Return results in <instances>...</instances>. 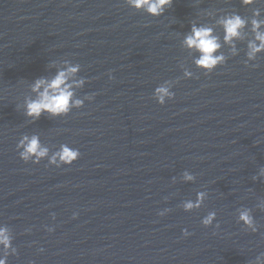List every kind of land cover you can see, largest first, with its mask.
<instances>
[{
  "label": "water",
  "instance_id": "1",
  "mask_svg": "<svg viewBox=\"0 0 264 264\" xmlns=\"http://www.w3.org/2000/svg\"><path fill=\"white\" fill-rule=\"evenodd\" d=\"M255 7L264 11L173 0L155 17L127 0H0V227L19 253L8 264H264V53L244 63ZM232 12L249 21L236 55L217 23ZM193 23L221 38L227 62L212 73L184 46ZM68 64L80 66L74 98L84 107L33 122L31 86ZM166 82L175 99L160 105L154 90ZM25 134L81 156L26 163L16 147ZM199 191L203 207L184 211ZM246 209L257 232L239 220Z\"/></svg>",
  "mask_w": 264,
  "mask_h": 264
},
{
  "label": "clouds",
  "instance_id": "2",
  "mask_svg": "<svg viewBox=\"0 0 264 264\" xmlns=\"http://www.w3.org/2000/svg\"><path fill=\"white\" fill-rule=\"evenodd\" d=\"M127 3L133 8L145 10L150 15L159 17L164 15L166 9L172 6L173 0H127ZM242 4L246 7H251L253 5L264 4V0H242ZM262 15H264V11L260 7L253 8L250 23L254 38L250 39L247 44V60L244 62L246 66H258L250 62L256 61L257 57L261 53H264V19L261 18ZM217 23L223 28V42L231 45L233 55L238 54L235 41L244 39V32L248 29L249 21L238 14V12H232L221 16ZM183 43L188 49L195 50L199 53L198 58L195 60V65L205 73H212L218 66L227 62V57L220 51L223 47L221 38L216 35L215 29L212 27L204 25L197 26L193 23L191 32L185 36ZM79 70V65L72 66L68 64L65 70H60L51 80L44 77L38 78L31 86L32 92L36 93V98L27 99L25 115L35 122L44 113H48L52 117H61L69 115L73 107H84V100L74 98V88L83 87L85 84L84 79H73ZM183 78H194V74L189 70H185ZM176 83H179V80ZM85 99L92 101L94 95H88ZM154 99L160 105H165L169 100L175 99V92L166 82L155 88ZM16 147L20 158L26 163L32 162L39 164L42 160H47L49 165L56 167L71 166L81 156L78 148H74L67 143L60 144L57 150L52 151L42 144L38 134H32L31 136L27 134L23 135L19 139ZM261 174L264 175V171ZM183 179L185 182H194L196 176L185 170L183 172ZM206 199L207 193L205 191H199L196 194L195 200L183 202L182 207L184 211L191 212L203 207ZM170 211L171 209H164L159 215L164 216ZM77 215L78 213H74L73 218H76ZM216 218L217 213L211 211L201 222L205 227H210L214 224ZM53 219H55L54 213ZM239 220L251 228L253 232L259 230L251 209L241 211ZM215 226L216 228L220 227L219 223H216ZM47 230L49 232L54 231L53 228H48ZM183 235L188 237L191 233L185 228ZM0 246L4 250L3 254L0 255V264H8L9 256L19 254L17 248L13 246L12 237L7 227H0Z\"/></svg>",
  "mask_w": 264,
  "mask_h": 264
}]
</instances>
